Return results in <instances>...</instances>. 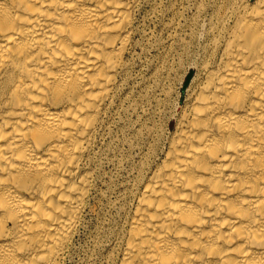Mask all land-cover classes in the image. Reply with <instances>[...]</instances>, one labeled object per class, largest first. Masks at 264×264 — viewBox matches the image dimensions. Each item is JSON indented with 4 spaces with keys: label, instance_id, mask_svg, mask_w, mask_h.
I'll list each match as a JSON object with an SVG mask.
<instances>
[{
    "label": "bare ground",
    "instance_id": "bare-ground-1",
    "mask_svg": "<svg viewBox=\"0 0 264 264\" xmlns=\"http://www.w3.org/2000/svg\"><path fill=\"white\" fill-rule=\"evenodd\" d=\"M143 0H0V264H63ZM107 264H264V0L213 11Z\"/></svg>",
    "mask_w": 264,
    "mask_h": 264
},
{
    "label": "rangeland",
    "instance_id": "rangeland-1",
    "mask_svg": "<svg viewBox=\"0 0 264 264\" xmlns=\"http://www.w3.org/2000/svg\"><path fill=\"white\" fill-rule=\"evenodd\" d=\"M229 0H143L121 100L106 118L94 157L96 187L63 264H107L119 250L137 183L156 160L196 75L213 11Z\"/></svg>",
    "mask_w": 264,
    "mask_h": 264
}]
</instances>
